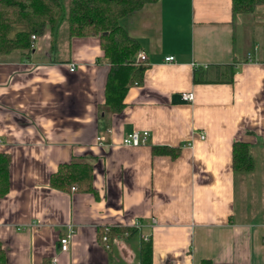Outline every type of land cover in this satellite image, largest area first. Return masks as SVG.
Wrapping results in <instances>:
<instances>
[{
  "label": "crops",
  "instance_id": "obj_1",
  "mask_svg": "<svg viewBox=\"0 0 264 264\" xmlns=\"http://www.w3.org/2000/svg\"><path fill=\"white\" fill-rule=\"evenodd\" d=\"M121 25L148 61L120 112L102 107L109 64L99 36L69 38L61 26L52 41L46 29L29 55L0 56V152L11 158L0 198L7 264H140L145 233L152 264H264V5L234 16L231 0H159ZM224 65L235 68L232 83L215 81ZM201 67L207 82L194 80ZM133 131H147V143L122 145ZM237 141L250 144V172L233 169ZM74 158L93 164L96 194L50 186ZM136 222L145 230L105 247L104 227Z\"/></svg>",
  "mask_w": 264,
  "mask_h": 264
},
{
  "label": "trees",
  "instance_id": "obj_2",
  "mask_svg": "<svg viewBox=\"0 0 264 264\" xmlns=\"http://www.w3.org/2000/svg\"><path fill=\"white\" fill-rule=\"evenodd\" d=\"M159 0H0V56L14 50H34L32 36H41L46 29L51 31L55 41L60 27L67 24V35L72 37L99 36L100 46L109 64L103 110L120 112L125 106V97L133 85L144 81L147 63L137 62L136 56L142 50L140 43L121 25V20L139 11L146 4ZM232 12L253 13L264 0H231ZM25 29L12 35L15 26ZM215 81L232 83L235 74L233 65L218 66ZM206 71V70H205ZM201 67L195 72V82H207V72ZM154 153L177 157L181 147L155 146ZM10 155L0 152V198L10 188ZM233 169L237 173H247L254 169L255 160L250 144L237 141L232 148ZM93 164L85 159H73L60 164L50 178L54 189L70 192L72 187L81 192L96 194L93 187ZM135 227L113 226L108 237L137 233ZM103 234V229L102 233ZM140 264H152L151 240H142ZM0 264H7L6 252L0 241Z\"/></svg>",
  "mask_w": 264,
  "mask_h": 264
},
{
  "label": "built area",
  "instance_id": "obj_3",
  "mask_svg": "<svg viewBox=\"0 0 264 264\" xmlns=\"http://www.w3.org/2000/svg\"><path fill=\"white\" fill-rule=\"evenodd\" d=\"M36 38L37 37L35 35L32 36L33 45H34ZM165 60L167 62H172L174 60V58H173V56H167L165 58ZM136 61L147 63V61H148L147 53L143 50L139 51V53L136 56ZM75 69H76V65L71 64L70 71L73 72V71H75ZM182 98L185 101H192L194 98V93L193 92H183ZM148 136H149V133L147 131H143V132L133 131V132L125 135V137L122 140V145H124V146L144 145L147 143ZM200 137L205 138V134H201ZM97 139H98V142L101 144L103 141V136H99ZM73 189H75V187H73ZM153 222L154 223L156 222L155 219H153ZM132 227H135L139 230H143V229L145 230V228L141 222H136L134 224V226H132ZM110 228L111 227H104L103 228V234L101 236L103 244L105 245V247L107 249L110 248V237H108V232H109ZM72 234H73V230L71 229L67 234H64L63 236L60 237L59 246H60V250L62 252H66L69 250ZM126 234H128V233H126ZM143 238L145 241H148V240H150V235L148 233H145V234H143ZM53 261L56 262L57 259L53 258Z\"/></svg>",
  "mask_w": 264,
  "mask_h": 264
},
{
  "label": "rangeland",
  "instance_id": "obj_4",
  "mask_svg": "<svg viewBox=\"0 0 264 264\" xmlns=\"http://www.w3.org/2000/svg\"><path fill=\"white\" fill-rule=\"evenodd\" d=\"M62 30H66V31H67V24H66V23H64V24L62 25Z\"/></svg>",
  "mask_w": 264,
  "mask_h": 264
}]
</instances>
